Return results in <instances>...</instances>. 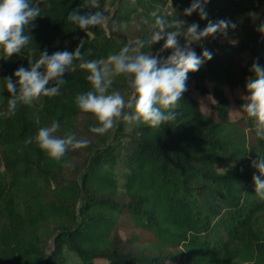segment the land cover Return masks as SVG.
I'll return each instance as SVG.
<instances>
[{
  "label": "trees",
  "instance_id": "trees-1",
  "mask_svg": "<svg viewBox=\"0 0 264 264\" xmlns=\"http://www.w3.org/2000/svg\"><path fill=\"white\" fill-rule=\"evenodd\" d=\"M39 2L42 13L29 29L32 58L81 44L84 59L107 57L130 41H147L157 8L201 28L221 18L236 27L191 45L197 54L207 47L213 57L188 73L177 119L160 128L133 119L104 134L87 133L89 120L99 122L76 105V94L91 88L79 68L64 74L59 95L20 104L9 115L3 77L28 67L29 53L0 57V264H264V200L252 179L264 139L241 110L244 99L236 101L243 116L232 118L226 93L240 88L248 95L252 63L264 65L258 30L264 0H209L207 19L183 14L191 0H101L111 20L107 30L95 26L88 33L66 20L73 10L89 11L84 0ZM133 26L137 34L130 35ZM178 41L185 43L182 36ZM163 43L143 50L155 55ZM113 89L125 99L134 95L123 74ZM194 91L212 92L211 112H203ZM53 120L60 121L57 135L75 133L89 143L60 161L34 140L25 144Z\"/></svg>",
  "mask_w": 264,
  "mask_h": 264
},
{
  "label": "clouds",
  "instance_id": "clouds-1",
  "mask_svg": "<svg viewBox=\"0 0 264 264\" xmlns=\"http://www.w3.org/2000/svg\"><path fill=\"white\" fill-rule=\"evenodd\" d=\"M208 3L209 0H191L190 6L183 9V14L190 16L196 12L201 19H207ZM81 7L89 11L82 14L73 10L67 14L66 20L87 33L95 26L107 30L111 15L102 6L101 0H84ZM41 13L39 0H0V57L8 59L25 50L29 53L28 67L21 65L12 76L3 77L4 87L10 93L8 114H15L20 104L32 105L41 96L59 95L66 83L64 74L79 68L86 72L91 88L77 93L75 102L81 111L94 114L99 123L90 126V131L97 134L114 130L121 120L135 119L152 128L175 121L178 102L187 89L188 73L197 71L213 57V52L207 47L197 54L191 45L210 36L213 39L218 34L226 36L228 28L236 27L234 22L221 18L208 20L201 28L197 22L186 24L178 16L157 8L152 13L154 30L147 41H130L119 51L100 59H84L81 53L83 44L74 51L65 49L49 54L45 49L38 58H32L36 48L32 46L29 29L35 27L34 21ZM258 30L264 32V23ZM181 36L185 40L184 45L178 41ZM162 39L164 43L155 55L151 50H143L146 44L150 46ZM164 49L172 51L162 56L160 53ZM77 59L78 64L75 62ZM251 71L254 75L247 80L248 95L244 97L241 110L252 118L255 136L264 139V65L254 61ZM121 74L128 77L134 91L128 99L119 90L113 89V77ZM132 109L134 111H128ZM35 120L39 124V116ZM59 128L60 121L53 120L50 125L39 127L35 136L26 139L25 144L34 140L48 157L60 161L69 149L81 148L89 143L86 139H77L75 133L57 135ZM252 166L259 171V175L253 173L252 177L255 193L264 200V156L252 160Z\"/></svg>",
  "mask_w": 264,
  "mask_h": 264
},
{
  "label": "rangeland",
  "instance_id": "rangeland-1",
  "mask_svg": "<svg viewBox=\"0 0 264 264\" xmlns=\"http://www.w3.org/2000/svg\"><path fill=\"white\" fill-rule=\"evenodd\" d=\"M168 8L171 9V6H169ZM130 32H132V33H130ZM129 33H130V35L137 34L136 27L135 26L131 27L130 30H129ZM121 76H122V74L114 76L113 77V81L117 80ZM226 93H227V96L229 97V99L231 101V104H232V111H231L232 118L233 119L241 118L243 116V113L239 110V107H238L236 101L238 99H244V97L247 96V95L240 88L236 89L234 91H231V90L227 89ZM193 95H194V97H196L201 102V108H202L204 113L208 114L209 112H211L213 106L216 103L214 98H213V96H212V92L211 91L209 92V94L204 95V96H202L198 92L194 91ZM96 124L97 123L95 122V120L91 119L85 124L84 130L87 133H92L90 131V126L96 125Z\"/></svg>",
  "mask_w": 264,
  "mask_h": 264
}]
</instances>
